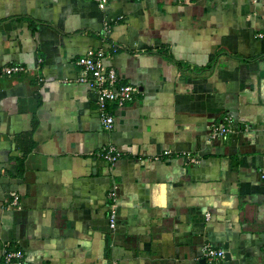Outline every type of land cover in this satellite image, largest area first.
Listing matches in <instances>:
<instances>
[{
    "label": "crops",
    "instance_id": "obj_1",
    "mask_svg": "<svg viewBox=\"0 0 264 264\" xmlns=\"http://www.w3.org/2000/svg\"><path fill=\"white\" fill-rule=\"evenodd\" d=\"M113 42L109 131L77 58ZM263 170L264 0H0V264H264Z\"/></svg>",
    "mask_w": 264,
    "mask_h": 264
},
{
    "label": "built area",
    "instance_id": "obj_2",
    "mask_svg": "<svg viewBox=\"0 0 264 264\" xmlns=\"http://www.w3.org/2000/svg\"><path fill=\"white\" fill-rule=\"evenodd\" d=\"M115 0H96L100 8H105L109 3ZM182 1V0H179ZM258 1V0H253ZM107 28V26H106ZM120 45L113 42L109 49L103 47H90L85 54L77 58L80 66L78 82L87 84L97 95L98 113L100 121L105 129L111 131L115 126V116L110 106L123 105L132 101L139 93V87L132 83L121 82L117 70L113 66L105 63V60L118 52ZM27 69L22 65H11L4 68L7 75L25 72ZM209 137L211 139L219 138L227 134L231 130L230 124H212L209 127ZM171 151H165L170 154ZM100 156L107 161L114 162L121 156V152L111 145L109 148L100 152ZM189 162L197 163L199 158L187 154ZM264 179V170L261 172ZM118 185L112 186L108 193V221L113 229L118 221ZM14 205L18 208L19 196L14 197ZM203 255L210 260L225 256L223 249H217L211 244H205L202 247ZM3 264H27L26 252L17 246L7 244L3 250Z\"/></svg>",
    "mask_w": 264,
    "mask_h": 264
}]
</instances>
